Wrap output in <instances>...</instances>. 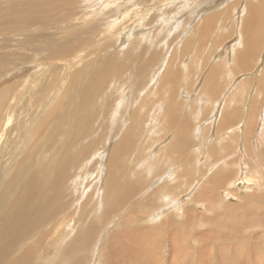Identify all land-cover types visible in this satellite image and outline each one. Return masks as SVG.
I'll return each instance as SVG.
<instances>
[{"label":"rangeland","instance_id":"1","mask_svg":"<svg viewBox=\"0 0 264 264\" xmlns=\"http://www.w3.org/2000/svg\"><path fill=\"white\" fill-rule=\"evenodd\" d=\"M29 1L38 4L40 13L37 16L38 19L33 21L34 23H28L25 26L27 28L23 33L20 30L21 28L13 26L10 22L14 21L13 17L9 16V24L1 23L0 21V56L8 55L7 64L10 70L12 67L14 69L15 66L17 69L19 68L18 71L15 69L17 73H14V70L13 76H11L12 74L10 76L2 75L7 77L6 82H4L5 78L3 81L0 78V91L18 84L19 86L16 89L20 94V98L15 104L11 100L12 98H8V105H14L11 112L15 110V115L12 116L11 122L4 126V130L2 129L4 134L0 136L4 137L0 141V153L6 150V141H8V137L12 132L16 136H21L18 142V153L22 155L19 156L18 161L22 160L25 157V151L31 148H33V151L34 149L36 150V152L34 151L35 153H42L48 150L50 139H47V135L35 137V141L33 139H25L26 136L33 135V133L30 135V133L38 121V116L34 119H32V116H34V113H38L39 110L41 111L42 108V102H37L36 100L44 93H48L51 102L54 103L59 96L66 92L70 85H73L71 81L73 77L71 75L83 67L85 63L99 58V56L106 57L112 61L121 59L124 61L125 70H127L122 78L126 79L125 85L118 82L110 84L113 86L112 89L116 87L117 90L111 89L112 92H108L107 95L113 94L112 98L115 100H108L107 96L103 94H99L94 98L98 102L100 109L106 110L107 115L105 117H101V112H98L97 115L94 114L92 101L87 104V108L82 110L83 115L94 117L91 124L95 127H107V131L110 129L112 132L109 131L106 135L107 137L104 138L107 143L100 151L101 153L97 154L96 163L90 162V165L84 170V172H89V174L87 177L82 176L79 181L81 187L77 195L80 198L77 199V196H75L77 202L70 211L65 212L73 214L70 218L79 222L85 219L84 216L89 213L90 208H96L99 205L101 208L104 207L106 187L103 186L107 184L105 180L107 178V166H105L107 162L106 160L102 161V165L97 160H100L99 155L106 158L110 150L114 148V145L124 135L129 133L130 113L122 112L123 106L130 111L134 101L139 99L138 104L142 106L141 100H146L150 107L145 109L151 119L149 118L148 121L146 119L145 128L140 129V135L142 136H137V139L134 137L138 146L134 147L131 156L127 154L133 163L136 162V167H134L136 168L134 169L136 174H132L142 181L143 184H140V187L143 185L145 187L140 193H136L132 199H128L127 201L130 202L125 206V208L129 207L128 209H131L129 211H143L142 213L147 214L145 215L146 220L141 223L142 227H140L137 225L138 221H132L131 225H129L130 223L124 224V222L128 223L126 222V217H124L125 215L121 219L122 221L112 216L107 217V219H114L105 220L100 225H93L95 213H92L93 209H91L86 222H88L89 226L92 224V226L98 227L99 225L100 230L92 227L93 230L89 231L91 233L89 250L92 244H96L97 255L88 251L85 258L88 262L85 264H108L105 261L107 255L111 258L112 264H116L120 255H117L118 253L114 250L117 246H121L118 239L123 242L125 239L133 241L130 244L127 243L124 246L125 248L132 247L134 241H136L134 237L139 242L142 241L143 244L144 240L147 245L152 239L151 245L153 246L154 243L157 253L152 252L153 250H148V246H141L140 250H148L147 257L157 258L162 261V264H181L180 261L185 263L189 261L190 264H264V90L260 91L263 94L258 95L259 92L256 89L259 87H255V85H259L256 82L261 78L260 75L264 74V23L262 24L260 39L262 43L257 46L259 55L254 54L257 59L254 58V63L252 66L249 65L250 69L248 71L243 70L245 69L244 64L241 67V74L234 75L233 72L231 73L232 67L234 69L235 61H237L235 59L237 58L238 50L244 46V42H242L244 39L243 32L241 38L238 39V32L242 31V29H239L240 27L242 28V24L241 22L238 23V21L245 15L243 9L245 8L246 0H27V2ZM255 2L257 1L255 0ZM13 4L15 3L6 4L7 7L5 8L9 10L0 9L2 20L4 13L11 10L8 6ZM212 14L220 15L226 20L227 27L225 31L227 30L226 33L228 35L224 36L222 41L214 43L218 33L220 34V31L223 30L222 27L218 28V26L223 24L222 21L224 20L220 19V23L213 30V33L217 32L215 34L211 33L212 37H210L211 40H208L209 43H206V48L203 47V51H198V30L202 27L205 18ZM6 28L13 29L15 33H6ZM74 30L76 31L75 35L68 38V32ZM190 37H192L193 42L188 49L184 50V46ZM64 39L66 40L64 41L65 43L68 41L71 43L73 52L71 51L70 55L63 54V50L60 49ZM241 39L242 41H239L238 44H240L236 47L237 43L235 41ZM143 46L146 47V57L151 58L154 54H157L156 59L153 58L152 63L147 64L148 78L150 79L151 76L159 73L162 63L166 59L169 63H165V69H162V73L167 74L166 78H171L168 77L171 74H168V70H178L181 71V76L184 75L182 76L183 80L175 85L176 89L171 84L167 85L164 77L161 76L158 78V82L155 80L151 83L147 88L148 90L143 92V90L138 89L139 76L137 75L139 73L136 71V66L133 67L134 56L141 49L143 50ZM210 48L215 50L212 55ZM235 48L237 52H235ZM231 49H233V53ZM198 56L206 58H202V60H205L204 65L201 64L202 61L200 63ZM72 57L75 58L73 65L67 66L66 60ZM214 57H219V60L215 61L216 65L222 62V65L225 66V69L223 68L224 70L221 72L222 76L225 77L226 74H232L229 77V88L233 90L229 92V97H232L237 92H240L241 95L244 93V103L241 102L242 104L240 103V105L234 103V106H240L243 112L241 110V116L238 118L236 126L232 127L234 132L231 136L217 135L218 133L222 135V132H218L216 136L215 133L220 122L215 123L216 115L212 117L215 113L212 112L211 115V108L208 104H204L208 107L206 106L202 109L199 107L200 101L194 102V99L204 96L200 86L208 70L212 67L211 65H214V60H216ZM228 59H232L234 63ZM203 66H205L204 71ZM242 71L244 72L242 73ZM247 73L250 74L246 75ZM116 74L117 72L111 76L114 77ZM129 75L136 76L129 82ZM248 78H254L253 82H246ZM74 80L78 82L75 84L79 91H76L73 96L75 98L79 97L78 93L80 92L84 98L88 97L86 94L81 93L84 90L81 82L77 79ZM162 80L164 81L162 82ZM240 80L241 82H239ZM242 81L244 83L241 85ZM161 85L163 88L168 87L163 90ZM261 88H264V83H262ZM96 89L98 92L102 90L101 88ZM250 90H252L251 97H247ZM188 91L191 94V98L185 96ZM11 95L13 96L14 94L11 93ZM254 95L258 97L260 102L258 101L259 105L255 106L256 112L253 114H256V116L254 117L251 131L241 132L242 135H240L238 123L247 120L246 124H249L247 123L248 119L253 114L250 116L248 113L249 108H246L245 105L249 99L250 103L255 99ZM22 96L25 98L23 99ZM170 98H175V101H173L175 107L173 106L167 114L175 112L173 114L176 116H181V118L190 121V129L186 137L190 138L191 141L187 145L188 147L181 145L180 151L177 147H174L173 150L170 148L174 144L172 139L176 137L175 134L181 127V124L180 126L178 124L172 125L166 119L165 108H167L166 104L172 101ZM239 99H242V97L240 96ZM128 101H130V105ZM115 102L117 104L122 102L121 106L117 107ZM81 103L78 100L75 101L77 107ZM18 104L19 107L16 106ZM124 104H127V106ZM138 104L132 108H138L139 111H142L140 110L141 106ZM8 105H5L2 114L8 113L9 110L5 111ZM160 106H162V110L159 109ZM247 106L250 107L249 105ZM114 107H117L118 110L115 108L113 111ZM18 110H21L20 114ZM97 111L95 109V112ZM246 117L248 118L246 119ZM218 119L220 118L218 117ZM202 120L204 122L201 124L205 126L201 130H197ZM22 126L27 129L23 130ZM196 130L198 134H195ZM100 132L101 134L105 133L103 131ZM199 132L202 133L200 134ZM99 134H96V136ZM114 135L116 139H112ZM142 146L143 149H140L139 147ZM167 147L170 148L169 153L165 152ZM227 147H230L228 148L229 150H227ZM212 148L213 150L211 151ZM141 150L142 152L140 153ZM178 151L181 153L179 157L176 156ZM214 156L217 157L218 161ZM137 157H139L138 160H136ZM194 158L193 164L196 166L197 163L198 165L196 168L204 167V173L207 172L208 175L202 178L200 173H194L196 176L195 184L192 180L190 182L192 187L188 189L187 183L189 184V182L186 179L185 181L183 180L186 185L183 187L181 183L179 188H182L183 193L179 194L178 198H176L177 200H168V196L161 194L162 186L167 182L170 185L174 184L177 177L173 175L183 173L185 163L189 159ZM132 166L134 165L132 164ZM161 175L164 179H160L162 178ZM200 175L201 177H199ZM213 176H215V179ZM182 177L184 178L185 175ZM131 178L134 179V177ZM242 181H248L250 184L246 183V185ZM190 193L191 196L188 198L186 195ZM152 194L157 195L155 199H151L150 196ZM249 195H253V198L248 199ZM147 196L150 197V200L146 199ZM175 201H177V204ZM82 204L87 208L80 207ZM178 204L181 206L179 205L178 207ZM165 209L168 211L165 212ZM121 215H123L122 212ZM93 217L94 220H92ZM90 220H92V223ZM111 221H113V224ZM104 222L109 223V225ZM174 223L178 225L182 223L185 226L183 225L184 227L177 230V227H174L176 226ZM226 224L228 227H226ZM103 226L106 228L102 229ZM136 226L144 228L142 230L144 232L140 234L133 232V235L128 233L133 228H137ZM66 228L70 235L76 233L78 226L74 223L73 225L70 224L69 228L68 226ZM153 228L155 229L154 233H152L154 231ZM150 229L152 230L151 232L149 231ZM123 233L124 235H122ZM147 235L149 241L146 240ZM141 236L142 238H140ZM122 237H125L124 240ZM79 238L81 242L86 239L84 236ZM135 252L137 254L133 260L142 262L145 259V254L141 256L138 250Z\"/></svg>","mask_w":264,"mask_h":264},{"label":"bare ground","instance_id":"2","mask_svg":"<svg viewBox=\"0 0 264 264\" xmlns=\"http://www.w3.org/2000/svg\"><path fill=\"white\" fill-rule=\"evenodd\" d=\"M256 1L257 2H255V0L245 1L246 2L245 8L243 7L244 8L243 12L245 15L244 16L241 15L243 18L241 19V16H240L241 20L238 21V23L241 22L242 24V28L239 26L240 27L239 29H242V31L238 32L239 33L238 39L241 38L242 32H243L244 39L242 38L243 41L242 39L238 41L236 40L235 41L237 43L236 47L240 44V43L238 44L239 41L244 42V46L243 48L238 50V54L236 55L237 58L235 60L237 61H235L234 69L232 67V71H231V73L233 72L234 75L241 74V67L244 64L246 66L244 65L245 69L243 70L248 71V69H250L249 65L252 66L255 60L254 58H256L254 54L256 55L258 54L257 46H260L262 43L260 42V39H261L262 28H263L262 24L264 23V14H263L264 13V0H256ZM12 2L15 4L8 6L11 10L8 11L7 13H4L3 20L0 17V21L1 23L9 24V21H10L9 16L13 17L14 21H10V22L12 23L13 26L21 28L20 30L23 33V31L27 28L25 26L28 25V23L32 24L34 23L33 21L38 19L37 16L40 13L39 12L40 7L38 6V4L32 1L27 2V0H0V9L9 10L5 7H7V5H9V3H12ZM220 19L222 20L224 18L220 15L212 14V15L207 16L203 23L201 22L203 25L198 30V36H199V38L197 39V41L199 42V47L197 48L198 51L199 50L203 51L204 50L203 47L206 48L205 47L206 43L208 42V40H211L210 39V37H212L211 33H213L214 28H216V26H218V24L220 23ZM225 21L226 20L224 19L222 21L223 24H221V26H218V28L222 27L223 30L220 31V34L218 33L216 42L213 41L214 43H217L218 41H222L224 36L228 35L226 33L227 30L225 31L227 27V24H226L227 22ZM5 32L15 33V31L13 29L11 30V28H6ZM75 32H76L75 30L69 31L67 37L70 38L74 36ZM215 32L213 34H215ZM192 40H193L192 37L188 39V41L186 42L184 46V50L188 49V47L193 42ZM64 41L66 40L65 39L63 40L62 46L60 45V49L63 50L64 52L63 54H69L72 51L71 43L68 40H67L68 41L67 43H65ZM142 48L143 50L140 48L141 51H139V53H136L137 55L134 56L135 62L133 65V67L136 66V71L139 73L137 75L139 76L138 89L143 90V92L145 90H148L147 88L151 85V83H153V81L156 80V82H158V78L160 76L164 77V80L167 83V85L171 84L174 88L176 87L175 86L176 84H179L181 80H183L182 76L184 75L181 76V71H178V70H168V74L171 73L168 77H171V78H166L167 74L165 75L164 73H162V69L163 68L165 69V63L166 64L169 63L166 61V59L163 61L162 63L163 65L160 68L159 73L154 74V76H151V78L149 79L148 74H147V69H148L147 64H151L152 59L153 58L156 59L157 54H154L151 58L146 57L147 56V55L145 56L146 47L143 46ZM231 50L233 53V49ZM213 51L215 50L211 49V52H210L211 55ZM235 52H237L236 48H235ZM202 58L206 59L205 57H202ZM202 58H200V63L202 61L201 64L204 65L205 60L204 59L202 60ZM215 59L216 60H214V65H211L212 67H210V69L208 70L206 77L204 78L200 86L201 87L200 89L202 90L201 92L204 94V96H199L200 98L194 99L195 100L194 102L196 103L197 100L198 102L200 101L199 107L202 109H204L207 106L204 104H208V106L211 108V115H212V112L215 113L214 115H212V117L213 116L215 117L216 115L215 123L220 122L215 135L218 132H222V135L221 133H218L217 135L218 136H226V135L231 136L233 135V132H234L232 131V127L236 126V122L238 118L241 116V110H242L240 109V106L235 107L234 103H237L238 105H240L241 102L244 103L243 102L244 93H242L241 95L240 92H237L236 94H233L232 97H229V92L233 90L232 88H229V85H230L229 77H231L230 75L232 74L229 73L228 71L229 74H226V72H224L226 76L225 77L222 76L223 74L221 72L225 69L224 68L225 66L222 65V62L221 64L218 63L216 65L215 61H217V59L219 60V57H216ZM8 60H9L8 55L4 54L0 56V76H2L3 74L10 76L14 72V70L17 69V67L15 66L14 69L12 67V69L10 70L7 64ZM228 60L230 61L232 59H228ZM66 61H67L66 62L67 66L71 64L73 65L75 58L72 57L70 59H67ZM232 63H234V61ZM205 66H203V71L205 69ZM18 70L19 68L17 69V71ZM17 71L15 70L14 73H17ZM126 71L127 70H125L123 60L117 59V60L112 61L111 59H107L106 57L99 56V58L90 60L89 62L85 63L83 67L76 70L71 75L73 77V79L71 80L73 82V85L72 86L70 85V87L66 90V92L62 94L61 96H59L58 99H56L54 103L51 102L48 93L46 94L44 93L42 96H40V98L36 100L37 102H42L41 111L39 110L38 113L36 114L34 113V116H32V119L38 116L37 117L38 121L36 122L31 133L28 131H25V132L30 133V135L33 133V135L26 136V137L24 136V137L25 139H28V140L33 139L35 141L34 139L35 137L47 135V139H50L48 142L49 147L47 151L45 152L43 151L42 153H38V152L35 153L36 150L34 149L35 151L34 152L32 150L33 148H31L30 150L25 151L26 152L24 154L25 157L22 158V160L18 161L19 156L22 155L18 153L19 152L18 142L21 139V136H16L15 133L11 131L12 133L8 137V141H6L7 142L6 150L0 153V264H85L86 262H88L85 259L87 252L90 251V253L94 252L96 254V251H97L96 244L95 245L92 244L89 250V245H91L90 244L91 233L89 231L93 230L92 227L94 226H92V224L89 226L88 222L86 221L88 220L91 209H93L92 213H95V216H94L95 222L93 223V225H96V224L100 225L103 221L108 220L107 217H112V216L114 218L117 217L118 220L120 221L125 215L124 217H126L127 219L126 222L128 223L124 222V224L130 223L129 225H131L132 221H138V224L137 223L136 224L142 227L141 223L145 222L144 221L146 220L145 215L147 214L142 213L143 211H139V212L129 211L131 209H128L129 207L125 208V206L129 204L130 202V201H127L128 199L130 198L132 199V197L136 193H140L145 187L144 185L140 187V184H143L142 181L139 178H137L136 175L132 174V173L136 174V171H134V169H136L134 168L136 167V162L133 163L132 160H130V157L128 158L127 154H130L131 156L134 150V147L138 146L137 141H136L137 136H142L140 135V129L142 130L143 127L145 128L146 119L148 121V119L150 118V116L148 115V111L145 112V109H148L149 107L148 101L146 100L145 101L141 100L140 103L143 104L142 106L137 103L139 99L134 101L133 106H135L136 104L140 105L141 108L139 106L138 107L142 111H139L138 108H132L133 106H131L130 111L128 108L125 109L126 107L124 106L123 108L121 107L122 112L130 113L129 114L130 115L129 117L130 126L128 128L129 133L127 135H124L119 140V142L114 145V148L110 150L109 155H107L106 158H103L102 155H99L100 160H97L98 163L99 162L102 163V161L104 160H106L107 162V164L105 165L107 166L106 167L107 178H105L107 184L103 186V187H106L105 188L106 201L104 203V207L101 208L99 205L96 208H90L89 213L84 216L85 219L79 222H76L75 219L70 218V216L73 215L71 214V212L65 213V212L70 211L73 205L77 202V199L80 198L79 195H77L78 190L81 187L79 184V181L82 176L87 177V175L89 174V172L88 173L84 172V170L90 165V162L96 163L97 154L101 153L100 151H102L105 144L107 143L106 139L104 138L107 137L106 135L109 133V131L112 132L110 129L107 131V127H103L104 129L101 127L100 128L95 127L93 124H91L92 118L94 117L83 115L82 110L83 108H87L88 106L87 104H89L90 101H92L91 103H93L92 109H94L93 111L94 114L97 115L98 112L99 113L101 112V117H105L107 115L106 110H101L100 107L98 106V102L94 98L98 96L99 94H103L107 96L108 100L110 99L115 100L112 98L113 94L107 95L108 92H112V90L114 91L117 90L116 87L112 89L113 86L110 84L118 82L120 84L125 85L126 79H122V78H123V74L126 73ZM263 71H264V67H263ZM116 72H117L116 76L112 77L111 75ZM243 72L244 71H242V73ZM248 74L250 73H247L246 75ZM11 76H13V74ZM135 76L129 75L128 77L129 82L133 80ZM6 77L2 76L0 78L2 79V81L5 78L4 82H6ZM260 77L261 78L258 79V82L255 81L257 84H259L258 86L255 85V87L257 88L259 87L258 89H256L257 92H259L258 95L263 94V93H260V91L264 90V88H261L262 83H264L263 81L264 74L263 75L261 74ZM74 79H77L79 80V82H81L82 88L84 89L81 91V93L86 94L88 97L84 98V96L81 95L80 92L78 93L80 95L79 97L75 98L73 96V94L76 91H79V89H77L76 84H75L78 82H76ZM253 79L254 78H248L246 79L248 80L246 82H253ZM164 80H162V82ZM243 81L241 85L244 83ZM239 82H241V80ZM18 86H19L18 84H15L14 86H11L10 88L7 87L0 91V135L4 134L2 129L5 128L4 127L5 125L9 124L8 122H11V118L13 119L12 116L15 115V110L11 112L13 110L14 105L13 104L8 105V98L9 97L12 98L11 100L13 101L14 104L15 102L18 101V98H20L19 91L16 89L18 88ZM167 87H164V88L167 89ZM96 88H101L102 90L98 92ZM164 88L163 90H166ZM251 91L252 90L248 91L249 94L246 93L248 95L247 97L249 96L251 97ZM10 92L13 93L14 95L12 96ZM238 93L242 97V99H239L240 96L238 95ZM185 96L191 98L190 92L189 91L186 92ZM24 98L25 97H23V99ZM254 98L255 99L251 101V103L249 102L250 101L249 99V101L245 105L246 108H249L248 113L250 114V116L256 112L255 106H258L260 102L257 96H255ZM170 99H172V101L167 103L166 104L167 108H165L166 109V119H168V122L172 125L178 124L180 126L181 124V127H179L177 134H175L176 137L172 139L174 144H172L170 148H172L173 150L174 147H177L179 149L181 145L187 146L188 144H190L191 139L186 137V134H188V131L190 129V124H189L190 121L187 119L181 118V116H176L175 114H173L175 112L169 115L167 114L168 112L171 111L170 109L173 106L175 107L174 105L175 103L173 102L175 101V98H170ZM77 100L79 102H82L78 107L75 104V101ZM120 100L123 101L122 98H120ZM36 101H35V105L37 106ZM121 103L122 102H119L118 104L116 103V106L117 107L121 106ZM128 103L130 105V101H128ZM5 105H8L5 111L6 110H9V111L8 113L2 114V111ZM124 105L127 106V104H124ZM247 105H249L250 107H248ZM16 106L19 107V104ZM117 107H114L113 111L115 110V108L118 110ZM95 109L98 111L95 112ZM159 109L162 110V106H160ZM216 110H217V113H216ZM20 111L18 110L19 114H20ZM149 111L151 113V109ZM255 116L256 114H253L248 119L247 123L249 124H246L247 120L245 122L238 121L239 122L238 125L240 126L239 127L240 135H242L241 132L245 133L251 129ZM218 117L220 119H218ZM247 118L248 117H246V119ZM203 122L204 120L200 122V125H198V128L196 127L197 130H201L203 126H205L204 124H201ZM22 127H23V130L27 129L24 126ZM197 130L195 134L196 133L198 134ZM100 131H103L105 133L101 134ZM98 133L100 134L96 136V134ZM3 137L4 136H0V141L3 139ZM115 137H116L115 135L112 136V139H114ZM222 139H224V137H222ZM20 146H23V145H20ZM225 147H226V144H225ZM139 148L143 149V146ZM170 148L167 147L165 152L169 153ZM228 148L230 147H227V150H229ZM212 150L213 148L211 149V151ZM179 151L176 153V156L178 157H179V154L181 155ZM141 152L142 150L140 151V153ZM171 152L173 153V151ZM223 157L226 158L224 155ZM214 158H216L217 160V157L214 156ZM138 159L139 157L136 158V160ZM193 160L195 161V158L189 159L185 163V166L183 167V173H180V174L178 173L177 175H173L177 177L176 182L174 184L170 185L167 182V183H164V185L162 186L163 188H161L162 189L161 194L166 197L168 196V200H171V199L174 200L178 198L180 193H183L182 188L179 189L181 183L183 187L184 185H186V183L183 182V180L185 181L186 179L189 182V184L187 183L188 189L192 187V185L190 184L192 180H193V183L195 184L196 176L194 175V173L196 172L200 173L202 175V178L203 176L208 175L207 172L204 173V169H203L204 167L196 168V166L198 165L196 163V166H195V164H193ZM132 164L134 166H132ZM183 175H185L184 178L182 177ZM201 175L199 177H201ZM131 177H134V179H132ZM213 178L215 179V176H213ZM160 179H164V178L162 177ZM242 182L244 184L246 183L250 184L248 181L247 182L242 181ZM75 196H77V199L75 198ZM156 196L155 194H152L150 197L151 199H155ZM186 196L190 198L191 193ZM150 197L147 196L146 199L150 200ZM247 198L251 199L253 198V195L252 196L249 195ZM175 202L177 204V201ZM179 205L180 204H178V207ZM82 206L83 208H87L84 204H82L80 207ZM229 208L232 209L230 206ZM167 211L168 210H166L165 212ZM121 212L123 213V215H121ZM94 217L92 218V220H94ZM114 218H110L109 220L114 219ZM150 219H153V218H150ZM92 220H90L91 223H92ZM113 221H111L112 224H113ZM74 223L77 224L78 229L76 230L75 234L72 233L69 235V231L66 227L68 226L69 228V225L70 224L73 225ZM104 223H107V222H104ZM133 223L135 224V222ZM107 224L109 225V223ZM174 224L176 225L174 227H177V230L185 226L182 223H180L179 225L176 223ZM99 225L98 227H94V228L96 230H100ZM226 227H228L227 224H226ZM103 228H106V227L103 226L102 229ZM143 229L144 228H138V227L133 228L131 232H128V233L132 234L134 232L136 234H140L144 232L142 231ZM149 231L151 232L152 230L150 229ZM154 232H155V229L154 231H152V233ZM182 234H185V233H182ZM122 235H124V233ZM83 236L86 239L81 242L79 237H83ZM122 238L124 240L125 237H122ZM140 238H142V236ZM129 240L130 239L128 240L125 239V241L123 242L118 239L121 246L119 247L117 246L116 249L114 250L115 252L118 253V254L116 253L117 255H120L119 260L116 262V264H140V263L141 264H162L161 260L157 258L152 259L150 256L147 257L146 255L148 250H153L152 252L157 253L156 247L153 242H152L153 246L151 245L152 239L150 241L148 240V235L146 239L149 241L148 245H147V242L145 243L144 240H143L144 242L143 244L142 241L139 242L134 237V240L136 241H134V244L132 245V247L124 248V246H126L127 243L130 244V242H133ZM141 246H146V247L148 246L149 248L147 251H142L140 250ZM136 250L140 252L139 254L141 256L145 254V259L142 262H139L138 260L137 261L133 260L137 254V252H135ZM102 257H103V254H102ZM105 261L108 264H112V260L108 255L105 258ZM180 263L190 264L189 261H187L186 263L180 261Z\"/></svg>","mask_w":264,"mask_h":264}]
</instances>
